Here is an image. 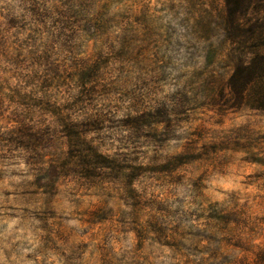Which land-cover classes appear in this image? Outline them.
Wrapping results in <instances>:
<instances>
[{
	"label": "clouds",
	"instance_id": "clouds-1",
	"mask_svg": "<svg viewBox=\"0 0 264 264\" xmlns=\"http://www.w3.org/2000/svg\"><path fill=\"white\" fill-rule=\"evenodd\" d=\"M172 2L176 4L174 10L169 9V0H36V12L25 11L20 21L26 22L27 27L22 31H18L19 24L13 28L12 32L17 33L18 39L9 33L11 38L6 48L0 51V92L8 98L9 112L19 107L36 114L35 119L24 121L26 125L44 127L56 121L61 129L66 130V142L76 134L79 125L99 112L110 111L117 119L157 114L171 119L172 109L191 106L198 117L196 123L203 122L210 129L209 136L198 141L192 153L195 159H183L186 141L172 139L162 153L164 159L156 160V163L165 165L174 162V174L183 176L185 188L177 193L183 204L172 203V207H199L203 210L209 206L229 208L235 205L239 209L246 201L254 207L251 196L257 191L264 195V189L244 186L245 178L252 174L251 169L232 168L222 174L215 169L213 162L205 159L203 148L210 146L215 137L229 136L234 130L249 126L250 112L264 110V99L257 98L250 85L237 93L231 84L237 63L250 68L256 53L242 47L238 40L234 41L223 26L213 24L215 32L209 36L197 31L196 21L205 10L216 17V11L209 3H204L197 12L189 10L186 0ZM3 7L8 13L14 7V0H3ZM61 14L71 20L79 19L81 24L87 21L96 23L98 29L92 34L78 30L76 42L81 47L75 53L63 52L58 44L53 45L56 53L53 59L61 66L57 69V79L45 88L42 87L45 67L33 63V57L40 56L45 45L52 43L61 27L59 23L53 26V21L60 20ZM41 16L44 17L43 22ZM140 16L144 17V25L137 22ZM16 18L20 20L19 14ZM240 23L238 15L235 24ZM146 32L150 34L146 35ZM17 58L24 62L23 66H17ZM74 60L84 62L79 71L73 65ZM88 64H91V70L85 71ZM212 81L217 85L214 90L207 87ZM105 88L107 94H101ZM224 101L228 102L226 115L222 123H216L221 119L216 114L217 109ZM42 105L59 111H41ZM41 119L44 124L38 123ZM160 125L163 126V120ZM15 127V122L8 124V129ZM259 131L264 133V125ZM80 142L85 145L83 150L66 143L55 154L45 155L36 165L41 169L40 175L52 167L59 171L60 166H75L81 171L94 170L105 175L112 173L115 157L111 151L101 147L100 141L93 139L92 134L81 135ZM18 151L23 152V149ZM13 169L22 174L6 177V188L9 180L20 183L33 182L38 178V174L20 157L6 171ZM201 176L204 178L197 190L193 182ZM74 188V181L65 182L63 177L56 181L51 197L53 207L71 218L56 226L50 234L38 227L29 228L22 224L20 212L16 211L20 206L17 205L13 206L14 216L8 213L6 218L0 219V264H69L68 257L78 246H82L83 255L79 259L73 258L71 264H177L180 260L179 257L173 260L172 249L159 242L151 249L147 246L137 249L140 243L137 226L87 222L91 213L107 209H112L117 217L124 214L126 219H130L127 214L133 211L131 197L125 202L121 196L128 191L142 193L137 179H104L93 184L87 190L88 195L77 192L72 196ZM155 191L159 193L162 190L157 188ZM233 193L237 194L235 200L232 199ZM169 199L175 201L176 195ZM244 211L249 219L244 233L250 250L247 255L251 258L252 252L264 248V212L257 220L250 215V209L245 208ZM138 215L143 223L146 219L143 212ZM39 223L34 221V225ZM120 228L126 230L120 231ZM57 232L68 236L67 243L57 236ZM109 232L112 238L105 243L104 236ZM45 235L51 237L47 246L43 240ZM203 245H207V241H203ZM211 247H220L222 253L240 260L246 255L239 248ZM201 255L208 259L210 253ZM200 258L195 257L197 260Z\"/></svg>",
	"mask_w": 264,
	"mask_h": 264
},
{
	"label": "rangeland",
	"instance_id": "rangeland-1",
	"mask_svg": "<svg viewBox=\"0 0 264 264\" xmlns=\"http://www.w3.org/2000/svg\"><path fill=\"white\" fill-rule=\"evenodd\" d=\"M189 10L199 12L204 3H209L213 11H216V17L212 16V12L206 11L200 15L196 21L197 31L204 36L214 34L213 24L218 27L227 28L228 34L237 33V25L231 22V17L225 0H186ZM36 0H14V7L5 12L3 0H0V51L6 48L9 39V33L17 36L16 32H12L19 24L18 31H22L27 27V23H21L24 18L25 11L36 12ZM176 4L169 0V9L174 10ZM264 0H248V6L238 12L241 21L240 25L247 27L251 23L264 21ZM16 14H19L20 20H17ZM44 15H47L46 13ZM43 16L40 17L43 22ZM237 19V18H236ZM137 22L144 25V17H137ZM57 23L61 25L52 43L45 45L44 51L40 56L33 57V63L45 67V74L42 81V87H49L57 79L59 73L57 69L61 66L56 63L53 57L56 53L53 45L58 44L61 51L67 53H75L81 45L77 43L78 30L92 34L98 29V24L87 21L83 24L80 20H71L65 18L61 14L60 20H54L53 26ZM67 29V31H65ZM146 35L150 34L148 32ZM18 39V36H17ZM34 40V38H33ZM15 42V41H13ZM27 42L25 41V44ZM17 66H23L24 62L17 58ZM73 65L77 71L84 66L81 60H74ZM91 70V64H88L85 71ZM38 79H40L38 77ZM91 83V82H90ZM207 87L215 89L217 87L215 81H212ZM95 91V89H92ZM108 90L102 89L101 94L106 95ZM17 95L19 93L17 92ZM223 99V91L220 92ZM7 97L0 92V219L6 218V214L15 215L13 206H20L16 211L20 212V220L25 226L32 228L38 227L46 233H52L53 229L62 224L63 221L70 219V216H63L62 212H58L52 204V195H54V185L58 179L64 178L65 182H75V188L71 191V195L75 196L77 192L82 195H88V189L96 183L104 179L117 181L123 177L125 179L135 178L140 183L143 191L140 194L128 191L126 195H122L121 199L127 202V198L131 197L133 211L127 216L120 214L118 217L112 209L106 211L101 210L91 213L89 224L97 222H108L110 224H129L137 226V232L140 236V243L137 249L145 246L150 249L158 242L162 246L172 249V259L180 258L177 264H264V248H260L251 254V258L247 255L250 251L247 244V236L244 228L247 227L249 219L245 216V208L250 209V215L260 220L261 213L264 212V195L259 191L251 196L255 206L249 205L247 201L239 209L233 207L217 208L209 206L203 210L198 208L186 209L183 207H172V203L178 205L183 204L182 197L177 193L185 188L183 176L174 174L176 164L156 163V160L164 159L162 153L170 145L168 141L175 139H184L185 152L182 157L185 160H193L192 155L198 141L208 137L210 129L205 123H196L198 117L194 115L195 109L191 106H181L172 109L173 116L171 119L162 117L160 114L156 116L146 115L137 118H121L117 119L115 113L99 112L88 117L87 120L79 125L76 134L70 136L65 141L66 130L61 129L56 121H51L44 127H37L36 124L24 123L25 120L35 119L36 114L22 109L9 112L10 105L7 103ZM23 99V98H22ZM91 96H89V101ZM36 103V102H34ZM227 101L217 109L218 119L216 123H222V118L226 115ZM41 111H51L58 113V109H54L49 105H42ZM163 120V126L160 121ZM249 126L234 130L231 135L224 137H215L211 145H205L203 155L207 161L213 162L215 169L222 174H226L232 168H249L252 174L245 178V187L254 186L256 189H264V133L259 131L261 125H264V110L258 112H250L248 115ZM15 122L17 127L8 129V124ZM39 124H44L41 119ZM187 125V128H184ZM33 128L36 130L33 131ZM184 128L182 131L181 129ZM70 132L71 130H67ZM92 134L93 139L100 141V146L107 148L115 157L112 163V173L102 174L94 170L88 172L81 171L78 167L66 168L64 166L52 167L43 172L37 168V163L43 159L45 155L55 154L65 144H69L73 148L83 150L85 145L80 142V136ZM214 136V134H213ZM23 149V152L18 151ZM231 149V151H226ZM95 152V149L92 150ZM244 153L245 155H238ZM80 154L79 152L77 153ZM24 159L38 174V178L33 182L21 181L16 183L9 180V187L4 186V179L21 175L15 171H6L17 158ZM99 159V158H98ZM193 182V187L197 190L200 187V180ZM161 189L156 192L155 189ZM176 195V200L171 201L170 196ZM251 195V194H250ZM237 194H232V199H236ZM79 203V201H73ZM31 205V207H27ZM143 212L144 219L141 223V217L138 213ZM115 218V219H114ZM34 221L39 224L34 225ZM234 225V228H230ZM125 231V228H120ZM87 231V229H85ZM249 231H254L250 229ZM83 234V233H82ZM57 236L67 243L68 236L57 232ZM112 238L111 232L104 236L105 243ZM50 235H45L43 240L45 246L50 241ZM207 241V245L202 246V242ZM213 245H222L225 248H239L246 253L245 257L240 260L233 256L221 252L220 247H211ZM210 253L208 259L201 254ZM83 255L82 246H78L73 250L72 256L68 257L69 264L73 258L79 259ZM201 256L199 260L195 257ZM220 257L219 259H216ZM32 259L31 256L28 257ZM147 259V257H145ZM111 264V262H106ZM163 264V262H161Z\"/></svg>",
	"mask_w": 264,
	"mask_h": 264
},
{
	"label": "trees",
	"instance_id": "trees-1",
	"mask_svg": "<svg viewBox=\"0 0 264 264\" xmlns=\"http://www.w3.org/2000/svg\"><path fill=\"white\" fill-rule=\"evenodd\" d=\"M225 1L231 22L234 23L238 12L248 6V0ZM258 21L259 19L251 23V27L235 24L237 25V33H229V36L234 41L238 40L242 47H247L256 53V58L252 61L250 68H244L242 63H237L236 73L231 80V84L237 93L250 85L256 97L264 99V55H261L264 54V21Z\"/></svg>",
	"mask_w": 264,
	"mask_h": 264
}]
</instances>
